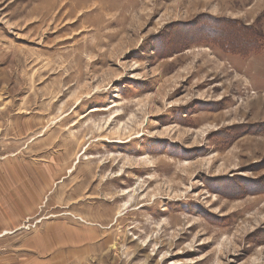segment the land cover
I'll return each mask as SVG.
<instances>
[{"label":"rangeland","instance_id":"rangeland-1","mask_svg":"<svg viewBox=\"0 0 264 264\" xmlns=\"http://www.w3.org/2000/svg\"><path fill=\"white\" fill-rule=\"evenodd\" d=\"M31 191L0 264H264V0H0V200Z\"/></svg>","mask_w":264,"mask_h":264},{"label":"crops","instance_id":"crops-1","mask_svg":"<svg viewBox=\"0 0 264 264\" xmlns=\"http://www.w3.org/2000/svg\"><path fill=\"white\" fill-rule=\"evenodd\" d=\"M4 192H2L1 198L2 200H0V207L3 209L1 211L2 213V221H0V229H1V233H0V238L10 234L11 232L8 231V229H21L22 227L19 224V221L22 220L23 218V214L25 215H30V212H33V209L31 210V208H28V206L31 205H38V202L40 203V192L37 191L36 193H33V191L29 192V194L26 195V197H28L26 200L20 198V197H24V196H14L9 194L8 196L3 195ZM50 194V192H45L44 195ZM17 198H19L17 200ZM24 206L27 209H24ZM29 210V211H27ZM14 218V220H11V218ZM7 219V220H6ZM12 222H14L15 224H12ZM6 231V232H5Z\"/></svg>","mask_w":264,"mask_h":264},{"label":"trees","instance_id":"trees-1","mask_svg":"<svg viewBox=\"0 0 264 264\" xmlns=\"http://www.w3.org/2000/svg\"><path fill=\"white\" fill-rule=\"evenodd\" d=\"M234 23H235V22H234ZM236 23H237V22H236ZM244 30L247 31V32H250V31H248V28H244ZM236 32H240V31H238V30L235 29V33H236Z\"/></svg>","mask_w":264,"mask_h":264}]
</instances>
